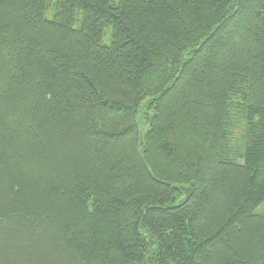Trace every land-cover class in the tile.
<instances>
[{
  "label": "trees",
  "instance_id": "trees-1",
  "mask_svg": "<svg viewBox=\"0 0 264 264\" xmlns=\"http://www.w3.org/2000/svg\"><path fill=\"white\" fill-rule=\"evenodd\" d=\"M263 204L264 0H0V264H264Z\"/></svg>",
  "mask_w": 264,
  "mask_h": 264
},
{
  "label": "rangeland",
  "instance_id": "rangeland-1",
  "mask_svg": "<svg viewBox=\"0 0 264 264\" xmlns=\"http://www.w3.org/2000/svg\"><path fill=\"white\" fill-rule=\"evenodd\" d=\"M52 17H53L52 12L51 11L48 12L47 18L52 19ZM111 30H112V28L111 29L108 28L107 33H106L105 38H104V43L107 45L110 44V40L108 39V35L111 34ZM141 129H142L143 133H145L148 130V125L146 124V120L143 117L141 119ZM263 211H264V204L261 207H259L257 212H263Z\"/></svg>",
  "mask_w": 264,
  "mask_h": 264
}]
</instances>
